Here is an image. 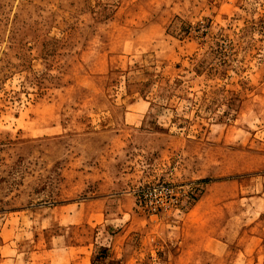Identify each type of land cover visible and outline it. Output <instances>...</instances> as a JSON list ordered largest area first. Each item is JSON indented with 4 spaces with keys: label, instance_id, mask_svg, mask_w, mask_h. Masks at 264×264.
Segmentation results:
<instances>
[{
    "label": "rangeland",
    "instance_id": "1",
    "mask_svg": "<svg viewBox=\"0 0 264 264\" xmlns=\"http://www.w3.org/2000/svg\"><path fill=\"white\" fill-rule=\"evenodd\" d=\"M0 264H264V0H0Z\"/></svg>",
    "mask_w": 264,
    "mask_h": 264
},
{
    "label": "built area",
    "instance_id": "2",
    "mask_svg": "<svg viewBox=\"0 0 264 264\" xmlns=\"http://www.w3.org/2000/svg\"><path fill=\"white\" fill-rule=\"evenodd\" d=\"M170 190L166 187H158L157 189L154 188V190L151 192V197L157 199L158 197L162 196H169Z\"/></svg>",
    "mask_w": 264,
    "mask_h": 264
}]
</instances>
